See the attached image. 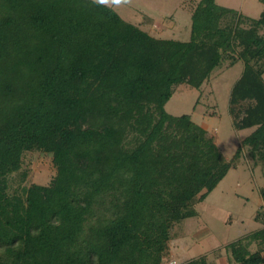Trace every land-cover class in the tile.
<instances>
[{
	"label": "trees",
	"instance_id": "1",
	"mask_svg": "<svg viewBox=\"0 0 264 264\" xmlns=\"http://www.w3.org/2000/svg\"><path fill=\"white\" fill-rule=\"evenodd\" d=\"M192 18L176 40L93 0H0V264H162L172 226L237 166L165 104L227 59L245 62L231 111L257 125L245 141L264 160V9L200 0ZM29 151L51 154L56 175L11 193ZM230 247L232 264H264L242 239Z\"/></svg>",
	"mask_w": 264,
	"mask_h": 264
},
{
	"label": "rangeland",
	"instance_id": "2",
	"mask_svg": "<svg viewBox=\"0 0 264 264\" xmlns=\"http://www.w3.org/2000/svg\"><path fill=\"white\" fill-rule=\"evenodd\" d=\"M199 2L125 0V3L113 8L124 19L154 36L189 40L192 14ZM216 2L254 18H258L264 9L261 0ZM230 21L226 17L221 25L225 26ZM242 24L248 26V20L245 18ZM236 49L240 50V47ZM231 62V59L223 61L198 88L187 83L175 85L173 96L165 104L166 111L174 116L189 114L190 120L203 127L227 158L236 161L237 166L205 199L196 198L195 216L172 226L169 249L162 264H184L192 260H196L197 264H232L235 260L230 243L239 239L248 245L251 252L260 250L264 255V240L248 237L264 227V197L261 193L264 187V160L253 155L252 146L245 141L257 125L237 127L235 115L231 111L232 90L245 68L242 59L234 64ZM238 150L240 156L234 159ZM22 171L26 174L25 180L19 172L9 176L11 193L15 192L19 184H50L57 167L51 154L29 151L23 156Z\"/></svg>",
	"mask_w": 264,
	"mask_h": 264
},
{
	"label": "clouds",
	"instance_id": "3",
	"mask_svg": "<svg viewBox=\"0 0 264 264\" xmlns=\"http://www.w3.org/2000/svg\"><path fill=\"white\" fill-rule=\"evenodd\" d=\"M95 4L109 6V7H118L121 4L125 3V0H93Z\"/></svg>",
	"mask_w": 264,
	"mask_h": 264
}]
</instances>
